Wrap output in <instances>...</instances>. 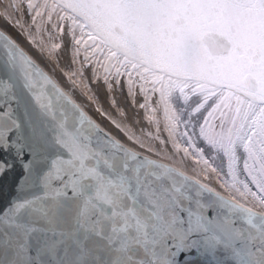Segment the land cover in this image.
Segmentation results:
<instances>
[{
    "label": "snow or ice",
    "instance_id": "snow-or-ice-1",
    "mask_svg": "<svg viewBox=\"0 0 264 264\" xmlns=\"http://www.w3.org/2000/svg\"><path fill=\"white\" fill-rule=\"evenodd\" d=\"M0 19L69 85L0 27V264H264V0H9ZM117 93L151 130L100 106L127 120Z\"/></svg>",
    "mask_w": 264,
    "mask_h": 264
},
{
    "label": "rangeland",
    "instance_id": "rangeland-1",
    "mask_svg": "<svg viewBox=\"0 0 264 264\" xmlns=\"http://www.w3.org/2000/svg\"><path fill=\"white\" fill-rule=\"evenodd\" d=\"M9 3V0H0V11L3 10V6L4 5H7ZM25 19H27V17H25ZM0 26L7 32V31H10V32H7L8 34L11 33L12 37H14V39H16L20 44H22L25 48H30V51H34V49L24 40V38L20 35H18V32L16 29L10 27L8 24H5V22L3 21V19H0ZM10 35V34H9ZM29 51V50H28ZM32 51V52H33ZM35 52V51H34ZM36 53V52H35ZM37 54V53H36ZM38 55V54H37ZM39 56V55H38ZM40 57V56H39ZM41 58V57H40ZM42 59V58H41ZM42 61L44 62V60L42 59ZM47 70L53 75L55 72H57L60 77L62 78V80H64V78L62 77L61 73H60V70L59 68H56L55 70H53V65H52V69L50 67H48L46 65V63L44 62L43 64ZM65 66V62L64 60H61V67H64ZM52 71V72H51ZM54 71V72H53ZM65 81V80H64ZM66 82V81H65ZM67 83V82H66ZM97 89H96V86L93 85V91L95 92ZM76 93V92H75ZM78 94V93H76ZM74 95V94H73ZM79 95V94H78ZM80 96V95H79ZM116 99L118 101V103L121 104V106H123L125 108V110L128 112V118L127 120H125V117H121L119 115V113L117 112L116 109L110 107L109 105V102L106 98V95L105 94H101V97H100V106L106 111L109 113L110 116H112L113 119H116V120H120L122 122H127V123H132L133 124V127L134 129L137 131V133H139V130L141 128H144L146 130H151V126L149 124H147L146 122H144L143 120V112L142 110H140V124H134L133 121H132V114L134 112H137L135 109H131V107H129V105H125L123 104V101H122V97L120 96L119 93L116 94ZM85 103H84V102ZM80 102L84 103V108L88 107L87 109L89 110V113H90V116L97 122L99 123L102 127H104L107 131H109L110 133H112L114 136H117L118 138L120 139H123V135L116 129L113 127V125L104 117L102 116L99 112H97L95 109H96V105L92 104L90 101L87 102L84 98H82L80 96ZM86 109V110H87ZM87 110V111H88Z\"/></svg>",
    "mask_w": 264,
    "mask_h": 264
},
{
    "label": "bare ground",
    "instance_id": "bare-ground-1",
    "mask_svg": "<svg viewBox=\"0 0 264 264\" xmlns=\"http://www.w3.org/2000/svg\"><path fill=\"white\" fill-rule=\"evenodd\" d=\"M5 24H6V23H5ZM7 32H10V31H7ZM9 34L12 35L11 33H9ZM13 38H14V37H13ZM21 46L24 47L22 44H21ZM24 48H25V47H24ZM25 50H26V51L29 50L28 52H29V53H30V54H31V55L37 60V62L41 65V67L44 68L46 71H48L47 68L43 65L44 62L42 61V59H41V58H40V57H39V56H38L33 50H32L33 52L30 51V48H28V49L25 48ZM48 72H49V71H48ZM51 72H52V71H51ZM53 72H54V71H53ZM49 74L52 75L50 72H49ZM53 77H54L55 79H57L58 82L61 84V86L64 87L66 90L69 88V85H68L64 80H62V78L60 77V75H59L57 72H55V73L53 74ZM62 77H63V76H62ZM76 93H77V92H76ZM76 93H75V92L73 93V94H74V98L77 100L78 103L81 104V106H84V103H85V102H84V101H83L84 103L80 102V96H79L78 94H76ZM85 106H86V105H85ZM85 106H84V107H85ZM84 107H83V108H84ZM88 107H89V106H88ZM88 107H86V108H84V109H85V111L90 115L89 110L87 109ZM129 107H130V105H129ZM86 109H87L88 111H87ZM135 110H136V109H135ZM136 111H137V110H136ZM139 116H140V111H139Z\"/></svg>",
    "mask_w": 264,
    "mask_h": 264
},
{
    "label": "water",
    "instance_id": "water-1",
    "mask_svg": "<svg viewBox=\"0 0 264 264\" xmlns=\"http://www.w3.org/2000/svg\"><path fill=\"white\" fill-rule=\"evenodd\" d=\"M1 27V26H0ZM35 51V50H34ZM36 52V51H35ZM37 53V52H36ZM38 54V53H37ZM39 55V54H38ZM40 56V55H39ZM41 57V56H40ZM42 58V57H41ZM43 59V58H42ZM44 60V59H43ZM44 62L46 63V65L48 66V67H50L51 69H52V65H51V63L50 62H46L45 60H44ZM46 71V70H45ZM82 98H84L87 102H89L79 91H76Z\"/></svg>",
    "mask_w": 264,
    "mask_h": 264
}]
</instances>
